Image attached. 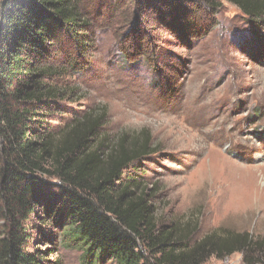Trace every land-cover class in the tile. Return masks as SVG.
<instances>
[{"label": "rangeland", "instance_id": "1", "mask_svg": "<svg viewBox=\"0 0 264 264\" xmlns=\"http://www.w3.org/2000/svg\"><path fill=\"white\" fill-rule=\"evenodd\" d=\"M81 1L94 49L56 80L76 90L57 123L99 105L109 136L149 130L158 151L143 169L161 224L196 228L194 241L212 230L264 240V28L220 0ZM46 229L60 264H83ZM206 264H264V252Z\"/></svg>", "mask_w": 264, "mask_h": 264}, {"label": "trees", "instance_id": "2", "mask_svg": "<svg viewBox=\"0 0 264 264\" xmlns=\"http://www.w3.org/2000/svg\"><path fill=\"white\" fill-rule=\"evenodd\" d=\"M220 1L264 28V0ZM91 27L81 0L0 1V264H60L47 223L83 264H206L264 252L247 231L194 241L196 228L159 222L143 169L158 151L149 130L111 137L99 105L57 123L76 90L56 80L84 70Z\"/></svg>", "mask_w": 264, "mask_h": 264}, {"label": "bare ground", "instance_id": "3", "mask_svg": "<svg viewBox=\"0 0 264 264\" xmlns=\"http://www.w3.org/2000/svg\"><path fill=\"white\" fill-rule=\"evenodd\" d=\"M261 196V195H260ZM264 196V195H263ZM233 207H236V204H235V202H234V200H231V201H229V203H228V208L229 209H231V208H233ZM227 208V209H228Z\"/></svg>", "mask_w": 264, "mask_h": 264}]
</instances>
